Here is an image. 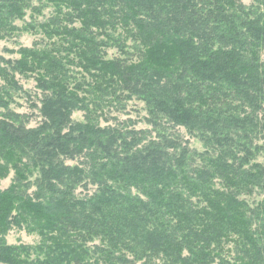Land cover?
Listing matches in <instances>:
<instances>
[{"label": "trees", "instance_id": "1", "mask_svg": "<svg viewBox=\"0 0 264 264\" xmlns=\"http://www.w3.org/2000/svg\"><path fill=\"white\" fill-rule=\"evenodd\" d=\"M24 31L0 63V263L264 264V0H0V40ZM134 99L149 128L117 118Z\"/></svg>", "mask_w": 264, "mask_h": 264}, {"label": "rangeland", "instance_id": "2", "mask_svg": "<svg viewBox=\"0 0 264 264\" xmlns=\"http://www.w3.org/2000/svg\"><path fill=\"white\" fill-rule=\"evenodd\" d=\"M247 5L253 4L254 0H241ZM52 8L48 7L44 9L43 13L41 15H36L35 18L31 17V13L27 15L25 21L28 22H35V21H44L49 17L51 14ZM18 25L23 27L26 25L24 21H18ZM39 36H36L29 32H23L20 36L12 38L10 40H0V63H1V57L4 58H11V57H18L17 54L12 53L11 51H16L19 49L20 46H32L34 41L37 40ZM112 53H116L117 50H112ZM20 79V83L24 87V92H21L16 97V103L12 104V108L19 112H26L29 114H34V120L32 125H36L37 121L40 119L39 111L38 109H35L32 107V103L36 102L38 103V98L40 96V92L36 88V80L32 77H25V76H18ZM3 81L0 78V86L2 85ZM118 113H113V116H116ZM147 115V110L145 108L144 102L134 99L130 100L127 103L126 109L124 112L120 113L117 118L120 120H131L132 122H137L138 128H149L150 125L144 121L145 116ZM74 120L76 121H82L84 120V114L83 112L77 111L73 115ZM115 120H112L110 123L114 124ZM106 123L103 122V125ZM176 131L179 130L180 134L183 136L184 139H189L190 144L192 147L202 150V144L201 142L191 137L187 131L184 128H177ZM261 160L264 161V158H261ZM70 164H75V162H70ZM13 173H11L6 179L2 181V188H7L12 180ZM8 241L11 244H30L35 245L39 241V237L36 234H31L27 232L26 230H19L14 229L12 230L8 235ZM3 264V263H0Z\"/></svg>", "mask_w": 264, "mask_h": 264}]
</instances>
